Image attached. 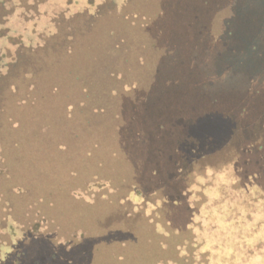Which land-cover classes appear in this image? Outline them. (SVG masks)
<instances>
[{
	"label": "rangeland",
	"instance_id": "374dc122",
	"mask_svg": "<svg viewBox=\"0 0 264 264\" xmlns=\"http://www.w3.org/2000/svg\"><path fill=\"white\" fill-rule=\"evenodd\" d=\"M221 1L0 0V264H264L262 209L235 250L240 219L211 222L229 195L187 204L222 141L236 189L264 183V0H236L235 25ZM193 142L213 143L191 165Z\"/></svg>",
	"mask_w": 264,
	"mask_h": 264
},
{
	"label": "trees",
	"instance_id": "16d2710c",
	"mask_svg": "<svg viewBox=\"0 0 264 264\" xmlns=\"http://www.w3.org/2000/svg\"><path fill=\"white\" fill-rule=\"evenodd\" d=\"M221 3H223L224 5L226 4V7H228V10H230L232 12L233 20H232L231 25H235V22H233L234 18H237L238 14H239V9L237 7V1L236 0H224V1H221ZM233 9H235V12ZM225 31H227V30H225ZM227 34H228V36H231L225 40L227 45H237L234 43V41H231V38H233V36H235V30H233V31L229 30V31H227ZM230 42H231V44H230ZM213 72H214L213 74L220 73L217 68L215 70H213ZM80 105H81V103H78L75 108L73 107V105H68L69 106L68 107V110H69L68 115L71 116L73 114L72 111L73 112H76V111L80 112L78 110L80 108ZM187 113L185 112L184 114H187ZM186 119H187V122L185 123L186 126H183V128H185V129L188 127V125H192V120H191L189 113H188ZM263 120H261V121H263ZM224 122L227 123L226 124L227 128L221 129L219 132H217V134L214 135L215 138H218L219 136L223 137V139L225 137L231 138L229 136L231 134V131H232V128L230 127L231 123L229 122V120H226ZM193 126H195V125H193ZM259 136H261V137L260 138L258 137L257 141L254 143H251V145H256V144L261 145L260 149L262 148L261 150L263 151L261 153L262 159L260 158V160H258V162H261L260 167H259V171L261 172V170L264 171V141L261 142V140L264 138V133H259ZM231 139H233V138H231ZM212 143L211 142H193L192 145L189 146V148H191V146H193L191 148L192 150L190 153L188 152L187 154L190 157L193 156L192 154H195V157H192L193 160L190 159L189 163L191 165L195 164V163L198 164L199 161L196 159L197 155H200L199 158H205V156L202 153L205 150L210 151V149H208V148ZM0 145L4 146L2 142H0ZM219 145L224 146L225 149L223 150L222 154L220 155V157H219L220 160H219V162H217L216 167L207 169L208 173L205 176H203V175H198V176L192 175V177L190 178L189 177V168H188L189 165L184 167L183 169H181L180 172L182 175L185 173L186 174L185 176L188 178V180L190 178V181L188 183V184H190V186L187 188V191L189 192V194H191V196L188 198L187 204L190 201H193V199H196V197H195L196 191L202 192V195L204 198H206V200L209 201V199H211L209 202L214 207L222 202L224 195L230 196V203L226 204L224 207L222 206L221 208L217 209L215 212L216 216L214 215L213 219L211 218V222H213L212 226H214V228H216V227L222 225L220 222L225 223L226 225H229V220H230L229 216L234 215L236 218H239L240 219L239 223H234V225L240 224L241 227L239 225L238 228L234 227L235 230L231 229V236L228 238L229 240L232 241L231 246L236 247V248H234L235 250H239L238 248H240L242 246L243 241H245L244 239L247 238V235L245 234L244 228H247V230H248V228H250V229H252V231H254L255 227H256V224H254V222L251 221V218L253 215L250 216V220H248L247 215L250 213H254V209H262L263 211H261L260 213L264 214V207L263 208L260 207L261 203H264V190L262 189V187H264V183H259V180H258L259 176L255 173V174H252L250 176H247L245 181H243L242 184L239 185L238 189H236L235 184L238 181L237 172L239 171L240 166H241L240 163H241L242 154H243L242 149H238L239 148V147H237L238 144L235 145L232 142L227 143L225 141H222V142H219ZM242 146L243 145H241V147ZM238 161H239V163H238ZM86 162L89 165H93V163H91L90 161H86ZM258 162H256V163L258 164ZM191 168L192 167H190V169ZM157 175H161V177L163 176V178H164L163 180L165 182V185L168 184L167 180L172 179L170 177V173L168 171L157 172ZM91 186H93V184H91ZM100 187H102V186H100ZM124 189H126V188L123 187V191H124ZM210 190H213V191H212V193H210V195H208V192ZM223 190H226L227 192L223 194L222 193ZM254 198L256 199L255 201L253 200ZM74 201L77 202L79 200H74ZM179 201L181 202V200H179ZM86 203H89V202L87 201ZM97 203L99 204L98 201H97ZM120 204H123V203L116 202V208H118L117 206H119ZM174 204L178 205V203H174ZM116 208H115V211H116ZM78 210H79V208H78ZM74 211H73L72 215H74ZM61 212H63V214H62V217H63L65 209L60 211L59 215ZM222 217H225V218L223 220H221ZM218 219H220V222L218 221ZM53 220L56 221V224L60 225L61 219H59V217L53 218ZM154 225L158 228L156 223H154ZM186 227L187 228L189 227L191 230V228H192L191 222H188ZM159 231L161 232L160 229H159ZM191 231L193 232V234L195 232L196 236L199 235L196 230H194V231L191 230ZM131 232L133 233L134 230H131ZM137 233H138V238H136V239L144 242L145 238L143 236H141V234L138 231H137ZM255 233H257V232L255 231ZM255 233H253V234H255ZM113 234L116 236V235H118V232L114 231ZM155 238H157V240H158L160 237L159 238L155 237ZM219 240L224 241L222 236H221V239H219ZM200 241L202 243L204 242V240H200ZM152 243L154 244L155 242H152ZM252 246H254V245H252ZM148 251H150V250H148ZM202 252H209V251L208 250H202ZM138 254H140V256H141L142 254H145V251H140V253H138ZM181 254L184 255V251H182ZM190 264H195V263L193 262Z\"/></svg>",
	"mask_w": 264,
	"mask_h": 264
}]
</instances>
